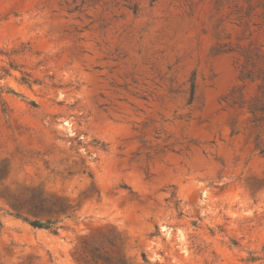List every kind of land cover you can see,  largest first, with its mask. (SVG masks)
I'll return each mask as SVG.
<instances>
[{
	"label": "rangeland",
	"instance_id": "obj_1",
	"mask_svg": "<svg viewBox=\"0 0 264 264\" xmlns=\"http://www.w3.org/2000/svg\"><path fill=\"white\" fill-rule=\"evenodd\" d=\"M261 107L264 0H0V264H264Z\"/></svg>",
	"mask_w": 264,
	"mask_h": 264
},
{
	"label": "trees",
	"instance_id": "obj_2",
	"mask_svg": "<svg viewBox=\"0 0 264 264\" xmlns=\"http://www.w3.org/2000/svg\"><path fill=\"white\" fill-rule=\"evenodd\" d=\"M257 109L264 110L263 107ZM12 205L16 208H26L28 212L35 215H59L72 208L71 205L62 199L43 196L41 191H35L29 198L22 199L17 203L13 202ZM55 222L56 220L50 218L45 221H41L38 218L29 221V223L36 228H50ZM124 242L125 239L123 237L113 232L103 235L99 239V244L92 241H84V250L86 254L79 260L83 264H127L125 258L120 253Z\"/></svg>",
	"mask_w": 264,
	"mask_h": 264
}]
</instances>
